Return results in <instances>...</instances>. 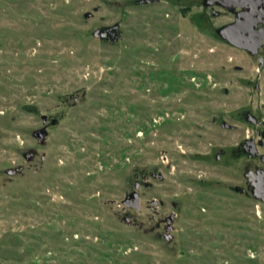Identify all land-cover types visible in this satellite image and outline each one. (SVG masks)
Returning <instances> with one entry per match:
<instances>
[{"label": "rangeland", "instance_id": "1", "mask_svg": "<svg viewBox=\"0 0 264 264\" xmlns=\"http://www.w3.org/2000/svg\"><path fill=\"white\" fill-rule=\"evenodd\" d=\"M215 9L0 0V264H264V69Z\"/></svg>", "mask_w": 264, "mask_h": 264}, {"label": "flooded vegetation", "instance_id": "2", "mask_svg": "<svg viewBox=\"0 0 264 264\" xmlns=\"http://www.w3.org/2000/svg\"><path fill=\"white\" fill-rule=\"evenodd\" d=\"M157 2L158 0H140V3L142 4H152ZM202 2L204 7L212 8V12L216 17L221 16V13L215 9L216 7H219L230 14V20L218 27L216 29L217 31L219 28L227 24H235L234 29L236 32L246 36L260 34L261 32L264 33V0H216L212 5L206 4V0H202ZM197 17L198 21L201 20V23L204 21L205 16L203 14H197L195 19ZM237 48L250 52L247 48ZM262 51H264V41L259 47V53L256 54L259 56L260 69H264V64L261 65L260 62V57L264 60V56L260 55ZM257 86L259 87V85ZM258 124H261V120H259ZM262 136L264 137V131L262 132ZM218 157H220V155H218ZM261 160L264 162L262 157ZM245 177L246 187H237L236 189L249 196L254 195L259 201L264 202V194L257 195L255 193L256 186L261 183L262 177L264 180V168H257L256 170L250 169L246 172Z\"/></svg>", "mask_w": 264, "mask_h": 264}, {"label": "water", "instance_id": "3", "mask_svg": "<svg viewBox=\"0 0 264 264\" xmlns=\"http://www.w3.org/2000/svg\"><path fill=\"white\" fill-rule=\"evenodd\" d=\"M151 1V0H150ZM216 0H206V4L212 5L214 4ZM93 15L92 12H88L86 14V17H91ZM235 24H227L225 26H222L221 28L218 29V33L219 35L226 39L229 43H231L232 45H235L237 47H241V48H247L250 50L251 54H258L259 53V47L261 46V44L264 41V33L261 32L260 34H252V35H243L240 34L238 32H236V30L234 29ZM118 27L119 25L116 24L114 26H109V27H105V28H99L97 30L94 31V35L96 37L99 38H107V39H114L117 40L119 38V33H118ZM260 62L261 65L264 64V60L262 57H260ZM247 119L255 124H258L259 120L257 119V117L255 115H253L252 113L248 112L247 113ZM36 135L39 137V139L41 141H43L46 136L47 133L45 130H40L38 132H36ZM247 144H250V156L252 157H256L259 155V151L257 148V144L255 142V140H249L247 142ZM263 160H264V155L262 156ZM11 173H16V170L10 171ZM161 177H163L161 175ZM262 181L260 184H257L256 189H255V193L258 195H262L264 194V180L263 177L261 178ZM139 186V184H138ZM264 200V198H263ZM125 205L127 207H133V208H137L138 210L141 209V196L139 194L138 191H134L133 193H131L130 195L127 196V198L124 201ZM174 218V215H172L168 221L169 223L172 222ZM172 228V226L170 225L168 227V230H170ZM168 238L171 237V235H167Z\"/></svg>", "mask_w": 264, "mask_h": 264}]
</instances>
